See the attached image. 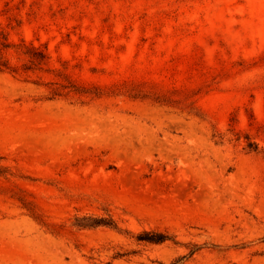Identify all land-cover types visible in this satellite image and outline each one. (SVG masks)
Segmentation results:
<instances>
[{
  "label": "rangeland",
  "instance_id": "obj_1",
  "mask_svg": "<svg viewBox=\"0 0 264 264\" xmlns=\"http://www.w3.org/2000/svg\"><path fill=\"white\" fill-rule=\"evenodd\" d=\"M0 36L48 56L4 52L0 264H264V0H0Z\"/></svg>",
  "mask_w": 264,
  "mask_h": 264
},
{
  "label": "trees",
  "instance_id": "obj_2",
  "mask_svg": "<svg viewBox=\"0 0 264 264\" xmlns=\"http://www.w3.org/2000/svg\"><path fill=\"white\" fill-rule=\"evenodd\" d=\"M8 49L23 56L26 59V63L21 65L24 71H43L47 65L48 56L47 53L39 47L33 46L32 44H26L21 41L18 44H12L7 42L5 36H0V71L15 73L18 69L17 66L10 64L9 60L4 56V52ZM53 72V71H52ZM57 77H60L63 83L50 84L47 93V99L53 100L58 98H67L70 93H83L84 89L76 86L67 75L58 72ZM89 223L83 227H96V226H108L115 228L112 220L106 219H92L88 220ZM138 241H143L152 244H160L166 241H170L169 236L160 232H144L137 238Z\"/></svg>",
  "mask_w": 264,
  "mask_h": 264
}]
</instances>
